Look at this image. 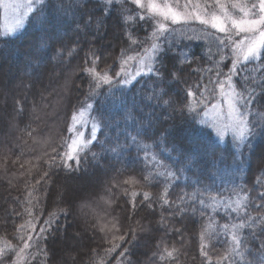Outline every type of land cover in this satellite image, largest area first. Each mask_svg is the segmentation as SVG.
Masks as SVG:
<instances>
[{
    "label": "trees",
    "instance_id": "obj_1",
    "mask_svg": "<svg viewBox=\"0 0 264 264\" xmlns=\"http://www.w3.org/2000/svg\"><path fill=\"white\" fill-rule=\"evenodd\" d=\"M100 7L97 0H77L76 4L73 0H63L67 21L66 24L57 26V33L65 41L79 40V44L74 45L76 52L72 57L65 55L52 59L51 51L37 50L35 45L39 33L30 19L20 34L4 38L7 39L6 43L3 39L0 40V247H4L6 243H19L17 236L22 234L19 232V225L31 219L25 212V209L31 208L41 221L47 218L48 213L56 212L59 222L55 225L58 232L48 234V239L41 244L46 249V255L37 254L35 259H30L29 264H99L104 256V249L110 245L101 240L104 233L99 232L98 228L94 231L92 224L95 222L98 226L111 228L116 221L124 226L125 231L131 226L138 233L135 246L131 247V264H201L199 234L202 225H206L209 231L217 229L219 225L227 222L228 213L223 207L218 214L206 209L205 216H201L199 212L195 215L189 212L187 216L173 217L169 212H164L163 215L168 217L165 228L159 224L161 210L158 205L147 208L141 203L142 196H137V207L133 209L130 203L132 192L148 191L155 197L164 190L162 177H157L159 184L156 181H143V176H151L156 171L166 169H154L150 159H140L145 155L141 148L147 146L148 156L156 155L172 171L179 169L178 179H173L167 185L169 198L176 203H180L178 198L181 196L191 203V196L203 192L205 186L213 189L210 193H205V196L210 194L218 199L232 197L235 200L237 195H244L240 191L243 187L249 193V199H253L258 191L264 190L259 186L254 188L264 157V143L259 136L253 140L259 147L252 153L251 163L244 165L243 171L226 172L223 177L215 175L212 161L223 150V163H233L232 150L229 148V144L234 142L231 137L220 142L214 155L205 156L197 167L190 170H185L177 161L176 153H172V158L169 159V152L164 151L163 144L157 149L153 139L141 137L140 148L132 145L131 157L124 153L118 162L113 153H104L97 146L92 149L97 157L94 159L89 153L87 161H82L80 172L68 173L65 169H57L40 184L36 183L43 172L48 170L45 153L51 154L50 145L57 146L58 151L61 150L58 146L70 137L68 127L73 115L86 108L87 103L96 105L95 111L91 109L93 119H98L102 113L106 120L117 122L109 123L98 134L101 144L105 140L109 145H114L117 140L123 143L129 134L134 135L139 130L141 122L147 124L151 119L149 113L153 111L155 102H147L145 97L152 95L156 89L148 76L139 79V83L127 92V112L110 111L100 102L87 99L89 77L81 69L89 66L84 63L89 49L101 55L102 62L98 68L100 70L106 66L118 69V58L122 50L129 48V34H122L114 18H103ZM89 17L91 25L84 28L81 22L88 21ZM101 19H104V23L97 30ZM69 24L73 29L81 24L80 32L68 30ZM129 24H132V38L143 40L152 31L142 22L140 25L133 22ZM181 51L189 59V63L184 65V79L187 84H182L181 88L192 86L195 89L198 83H207L211 74L202 70L213 67V60L218 59L214 55V43L180 40L173 52L178 54ZM129 54L134 53L129 51ZM223 70L227 71V68ZM180 94L183 95V92ZM253 110L257 114L253 119L264 120V97L259 98ZM155 111L158 112L159 109ZM174 115L179 121V114ZM167 123L171 121L164 123V126ZM257 131H260L259 127ZM151 134L150 131L149 135ZM117 179L120 186L111 187ZM124 180H140V183L124 185ZM68 181L96 184L94 187H82L73 192L68 188L66 196L59 189L66 190ZM82 195H88L86 200L79 199ZM69 197L71 207L68 203ZM29 200L32 201L31 204L28 203ZM80 204L84 208L77 215L75 207ZM60 209H67L68 214L64 215ZM153 211L155 215L152 214ZM253 215L256 213L253 212ZM209 217L214 219L210 220ZM244 235H248L247 230ZM262 238L264 235L258 233L257 238L249 239L248 248L253 253L259 250ZM226 239L228 237L224 235L214 237L211 243L215 247L210 249V253L214 255L223 252ZM164 249H176L174 255L177 259L162 260ZM12 258L15 259V256ZM252 259L253 255L246 252L244 260L238 258V264H247Z\"/></svg>",
    "mask_w": 264,
    "mask_h": 264
},
{
    "label": "snow or ice",
    "instance_id": "obj_2",
    "mask_svg": "<svg viewBox=\"0 0 264 264\" xmlns=\"http://www.w3.org/2000/svg\"><path fill=\"white\" fill-rule=\"evenodd\" d=\"M77 0H73L76 4ZM90 2V0H88ZM101 4L99 9L103 18H114L120 26L122 34H129V48L123 49L118 58V69L106 66L98 70L102 62L101 55L91 48L86 54L84 63L89 65L82 68V72L89 77V93L87 99L100 102L110 111L127 112V92L131 91L139 79L148 76L155 85L152 95L145 97L147 102H155L153 111L149 113L151 119L145 124L141 122L139 130L134 135L129 134L123 143L119 140L114 145H109L105 140L101 144L99 135L103 128L108 127V121L101 113L98 119H93L90 124V134L76 127L88 124V121L73 115L72 125L68 127L71 136L64 140L58 147L50 145L51 154L45 153L48 170L44 171L42 180L54 174V170L65 169L68 173L80 172L82 161L86 162L91 153L95 159L97 153L92 151L97 146L104 153H113L119 162V158L128 153L131 157L132 145L140 148V138L153 139L155 147L163 144L164 151L177 154V161L185 170L197 167L205 156H212L220 146V142L231 133L233 143L229 144L232 150L231 165H225L223 150L218 158L213 159L212 167L215 175L223 177L226 172L239 173L244 170V165L251 163L252 153L259 147L253 143L257 136L264 143V120L253 119V106L259 98L264 97V0H97ZM86 6V5H85ZM0 8L7 13L9 10L19 13L23 8V14L18 15L15 24L8 27L3 37H12L17 30L24 27L25 19H30L38 30V38L35 47L37 50L51 51L52 59L65 55L72 57L76 52L74 45L79 40L69 39L65 41L57 33V26L66 24L67 14L63 8V0H0ZM31 14V16H30ZM135 25H148L152 31L143 39L132 38L131 28ZM73 23H76L73 20ZM84 28L91 25V17L88 21L81 22ZM104 23L101 19L97 24V30ZM179 26V28L177 27ZM68 30L79 33L81 24L73 29L69 24ZM67 35V32L65 33ZM180 40L208 41L214 43L218 59L213 60V67L202 71L210 73L207 83H198L195 89L192 86L181 88L187 84L184 79V65L189 63L186 53H174L173 48ZM7 42V39H3ZM135 46V47H133ZM129 51L134 54H129ZM167 61V63H165ZM47 62V61H46ZM227 62V63H226ZM227 68L224 71L221 67ZM251 66V71H250ZM259 73V75H256ZM203 79V78H202ZM239 85V86H238ZM179 90V91H178ZM183 92V95L180 92ZM87 109L96 110L94 103H87ZM159 109L158 112L155 109ZM175 113L180 116L176 120ZM211 113V121L206 118ZM83 113H81V116ZM127 118V117H125ZM167 126H164V123ZM260 131H257V128ZM151 131V135L149 132ZM171 146L170 148L168 146ZM144 157L150 159L154 169L165 168L166 171H156L151 176H143L145 183L156 181L157 177L164 179V190L155 197L148 191L132 192V208L136 209V197L142 196V204L147 208L158 205L161 210L159 224L167 227L165 221L168 217L164 212L187 216L189 212L201 216L207 215L206 209L218 214L223 207L228 213L227 222L219 225L217 229L208 230L202 225L199 234V256L201 264H238V258L244 260L245 253L253 255L247 264H264V238L260 240L259 250L255 253L248 248L249 239H255L258 233L264 235V190L258 191L253 199H249V193L243 187L240 188L244 195H237L235 200L218 199L217 196L207 195L213 189L205 186L201 193L191 196V203L181 196L180 203L169 198L167 187L173 179H178L177 171L167 168L156 155L148 156L147 146L141 148ZM115 171H119L114 169ZM113 179H116L115 177ZM199 182V181H198ZM139 184L140 180H124L123 184ZM120 186V181L111 187ZM264 188V157L261 160V173L257 178L254 188ZM126 191V190H125ZM68 193H66V196ZM207 201V203H206ZM258 201V202H257ZM32 203L31 200L28 201ZM71 207V198L68 199ZM199 205V207H197ZM31 219L19 225L18 244L6 243L0 247V264H29L30 259H35L39 253L46 255V249L41 247L43 241L48 239V234L57 231L55 225L59 222L56 212L48 213L46 219H41L31 208L25 209ZM64 215L67 209H60ZM253 212L256 215H253ZM155 215V211L152 213ZM213 220L214 217H209ZM104 233L102 241L110 246L104 249V256L99 264H131V247L135 246L138 238L136 229L124 226L116 221L111 228L98 226L95 222L92 229ZM247 230L248 235L244 232ZM220 235L228 237L224 241L226 247L223 252L210 253L215 246L211 243L214 237ZM110 237V239H109ZM176 249L169 251L164 249L161 259L175 261ZM12 254V255H9ZM15 256V259L12 256Z\"/></svg>",
    "mask_w": 264,
    "mask_h": 264
},
{
    "label": "rangeland",
    "instance_id": "obj_3",
    "mask_svg": "<svg viewBox=\"0 0 264 264\" xmlns=\"http://www.w3.org/2000/svg\"><path fill=\"white\" fill-rule=\"evenodd\" d=\"M17 2L23 3L24 0H17ZM23 11H24V9L21 8L19 13L12 12L11 10H9L6 13L3 8H0V40L1 39H4L3 33L6 31V29L8 27H10V26H12V25L15 24V21L17 19V16L18 15H22L23 14ZM27 21H28V19H25L24 27L22 29L17 30V32L12 37L17 36L18 34H20L22 32V30L25 28V26L27 24ZM12 37H7V38H12ZM81 113H83L82 116H81ZM75 115L77 116L78 121L80 119H83L85 121H88V124L85 125V126H81L79 124V122L76 125V127H78L80 131H82V132L85 133V136H88L90 134V124H91V121L93 120V117H92V114H91V109H87V107H86V108L81 109L80 111H78ZM206 119L209 120V121H211V119H212L211 113L209 114V116ZM71 125H72V120H71L70 126ZM70 136H71V133H70ZM228 137H231L232 138L231 133H229L228 136L225 137V140L222 141V142H225ZM66 184H67L66 185V190L65 189L64 190L59 189V192L60 191H64V193H67V192H69L68 191L69 189L71 190L70 192H73V191H75V189H81L82 187L93 186L94 184H96V182H91V184H90V183L70 182V181H68V182H66ZM87 196L88 195H82V196L79 197V199L82 200V201H84V200H86V197ZM94 205L96 206L97 205V202H95ZM77 206L78 207H75L76 210H77L75 213L77 215H80L79 212H80V210H82V208H84V205L83 204H80V205H77ZM81 213H82V211H81Z\"/></svg>",
    "mask_w": 264,
    "mask_h": 264
}]
</instances>
